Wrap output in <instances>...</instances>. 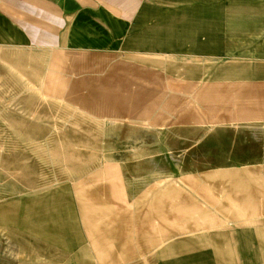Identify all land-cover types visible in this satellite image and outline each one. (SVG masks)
<instances>
[{
	"label": "rangeland",
	"instance_id": "rangeland-1",
	"mask_svg": "<svg viewBox=\"0 0 264 264\" xmlns=\"http://www.w3.org/2000/svg\"><path fill=\"white\" fill-rule=\"evenodd\" d=\"M177 74L124 53L0 47V264L70 263L77 239L90 264H116L150 232L154 251L125 264H155L157 248L216 232L204 220L225 219L238 172L264 166V128ZM104 231L93 255L87 232Z\"/></svg>",
	"mask_w": 264,
	"mask_h": 264
},
{
	"label": "crops",
	"instance_id": "crops-1",
	"mask_svg": "<svg viewBox=\"0 0 264 264\" xmlns=\"http://www.w3.org/2000/svg\"><path fill=\"white\" fill-rule=\"evenodd\" d=\"M0 47L67 56L124 53L144 65L176 70L184 80L209 79L210 96L232 108L227 117L252 131L264 128V0H0ZM173 56H184L179 60L186 64L170 65ZM158 57L162 59H153ZM238 174L241 183H232L235 193L225 203L231 212L225 219L204 220L216 232L167 243L157 248L152 262L264 264V166H247ZM221 223L242 228H223ZM87 233L90 241L95 239L89 246L94 255L106 232ZM139 239L145 248L116 264L154 251L152 232ZM80 244L77 239L66 264H90L83 257L89 252Z\"/></svg>",
	"mask_w": 264,
	"mask_h": 264
}]
</instances>
